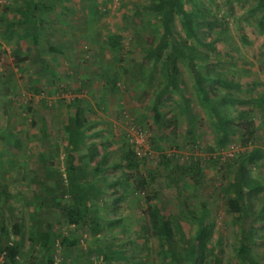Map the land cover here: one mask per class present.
Wrapping results in <instances>:
<instances>
[{
  "label": "rangeland",
  "instance_id": "1",
  "mask_svg": "<svg viewBox=\"0 0 264 264\" xmlns=\"http://www.w3.org/2000/svg\"><path fill=\"white\" fill-rule=\"evenodd\" d=\"M189 1L188 7L195 3L214 13L220 26L204 30L202 44L185 39L176 14L172 29L209 63L214 75L230 80V86L215 84L212 102L226 117L248 110L253 137L244 147L240 135L233 133L225 147H215L216 120L198 96L190 68L180 60L179 80L193 127H187L182 97L169 91L157 110L174 126L156 133L152 107L166 79L163 61L170 43L157 49L162 25L159 14L145 9L149 0L54 2L43 29L53 32V44L46 32L32 45L27 39L19 45L0 44V264L6 244L19 248L13 264H49L48 259L52 264H242L237 250L245 228L255 240L253 259L264 264V210L258 213L264 201V105L256 103L264 100V10L255 7L256 0ZM109 36L119 37L117 51L108 47ZM233 95L250 102L222 99ZM76 100L81 102L88 139L99 152L95 160L104 156L106 164H117L122 147L131 146L124 112L145 134L153 154L141 158L138 168L122 163L93 174L95 162L78 152L75 162L86 170L85 182L102 185L104 195L88 200L89 216L72 223L56 203H72L64 126ZM99 124L107 128L93 133ZM253 148L261 150V157L242 164V153ZM197 164L202 171L199 185L192 177ZM240 164L242 179L259 184L247 198L248 217L241 221L225 212L222 192ZM136 176L147 181L140 191H133ZM148 204L172 219L177 260L164 255L149 229ZM203 204L209 236L203 249L195 245L197 257L189 262L185 251L196 236V216ZM48 228L49 255L36 240V234ZM63 238L72 246L62 244ZM102 250L120 256L105 259Z\"/></svg>",
  "mask_w": 264,
  "mask_h": 264
},
{
  "label": "trees",
  "instance_id": "2",
  "mask_svg": "<svg viewBox=\"0 0 264 264\" xmlns=\"http://www.w3.org/2000/svg\"><path fill=\"white\" fill-rule=\"evenodd\" d=\"M36 1L37 2L34 5V12L30 14V12L28 13V9H26L22 13L26 17L24 21V25H26L25 30L26 32L33 30L36 33V40L34 38V41H37L38 37L46 36L44 34V32H46L48 36L47 42L49 44H53L54 42L51 40L53 38V32L51 30H47L48 28L43 32V29L46 27L44 24L46 21L44 17L54 9V2L60 0ZM189 2V0H149L148 4L145 6V9H149L150 11L160 15L162 37L160 45H158L157 49L160 50L161 47L165 46L167 42L170 43L169 50L163 61V66L166 71V79L165 82L159 87L155 103L152 107V110L154 111L153 124L155 127V131L159 134L162 129L174 126L173 122L168 119L166 120L164 116L157 110V106L160 102L161 96L169 91L177 92L182 97L184 103V113L187 120V127H189L190 131L192 130L194 117L191 112L190 105L185 97L182 83L179 80L177 61L180 60L190 68L197 94L201 98L202 102L208 105L211 113L216 120L218 132L214 141L215 147L219 149L223 148V146L225 147L227 138L230 134L232 135L233 133H238L240 135L242 139V145L245 147L249 139L253 137L255 131L254 122L252 120H249V111L242 110L232 118L226 117L212 102V97L216 93L215 84L217 83L224 86H230V80L226 81L222 79V76L219 74H217V76L214 75L213 72L209 69V63L199 57L194 49L190 48L189 46H185L183 44L184 40H180L179 36L172 29L171 18L173 14H176L179 17L181 27L184 31L185 39H192L198 44H202V32L204 30L211 32L215 27L220 26L218 18L214 13L210 11H203L202 9L198 8L195 3H191V6L188 7L187 4ZM255 7L264 10V0H256ZM34 16L35 19L37 16L38 20L40 21L34 22V20H27L33 19ZM119 41L120 39L118 36H109L107 38V45L111 50L117 51L119 48ZM61 44L63 48H66L65 43ZM191 55H194L196 58L193 59ZM203 67H208V71L203 72ZM222 99L227 101H235L238 103L250 102L246 99L237 98L234 95L230 96V98H227V96H223ZM256 103L258 105H264V100L258 99ZM73 108V114L67 118L66 124L64 126L68 150L66 182L69 188V194L72 197V203L68 206H64L61 203H56V205L60 210L67 213L72 223H79L81 219L83 220L89 216V207L87 205L88 200L93 199L94 201H97L104 195V193L102 191V185H96L93 182H85L84 175L86 173V170L83 168L80 169L75 167L74 157L71 153L86 149L89 155L90 162H95V167L93 168L92 172L93 174L100 173L103 171V169L108 170L119 167L122 163L124 167L127 168H138L141 158L136 155L131 146H123L120 153V159L117 164H106L104 156H101L98 160H95V157L99 152L95 148V144L93 142H86V120L83 116L81 102H79L78 100L73 105ZM261 155V150L257 148H253L248 152L244 151L242 153V156H244L242 164L247 161H254L261 157ZM242 164L239 165V171L235 175L232 184H229L222 190L225 197V212L232 216L238 217L240 221L241 218L248 217L247 198L249 194L257 191V189L259 188V184H255L253 180L242 179L240 175V171L243 170ZM201 175L202 171L197 164L195 170H193L192 176L194 178V184L199 185V182L201 181ZM136 179L137 180L134 184L135 186L133 188V191H140L147 185V181L141 176H136ZM263 210L264 201L258 213H262ZM146 212L149 217V229L151 230L153 236L159 239L162 250H164V255L166 257H172L171 259L173 260H177V246L175 242L174 231L172 230V219L170 220L169 218L161 215L160 209L156 208L154 205L148 204L146 207ZM207 214L208 209L203 204L200 214L196 216V220L198 223L196 236L192 244H190L185 251L184 257H186L189 262H193L197 257L195 245L197 244L200 249H203L208 240L209 228L206 225ZM95 223L98 225V222L95 221ZM13 228H15V231H17L19 230L20 225L15 224ZM49 229L50 228H48L46 232H39L38 234H36V236L38 235L36 240H40L43 242V247L45 248V252L48 255L51 254L49 245L51 240V236L49 233L51 232ZM249 229L245 228L241 230L237 254L242 259V264H257V262L251 255V245L255 240L251 237ZM61 243L64 245L67 243L68 247L72 246V242H67V240H65L64 238L62 239ZM15 245L6 244L4 246V249L2 251V253L4 254L3 264H13L16 260L15 258L19 253V248L17 247V245ZM101 254L104 255L105 259L110 258L111 255L120 256L118 252H111L108 250H102ZM48 262L49 264H52V261L50 259H48Z\"/></svg>",
  "mask_w": 264,
  "mask_h": 264
},
{
  "label": "crops",
  "instance_id": "3",
  "mask_svg": "<svg viewBox=\"0 0 264 264\" xmlns=\"http://www.w3.org/2000/svg\"><path fill=\"white\" fill-rule=\"evenodd\" d=\"M31 1L32 0H2L1 6H0V11H1L0 12V44L2 42L4 44H17V45H19L23 42V40L26 41V39H27L26 42L31 43V45L36 42V41H34V38L36 40V33L33 30L26 32V30H25L26 25H24V21H25L26 17H25V15L22 14L24 12V10H26V9H28V13L30 12V14L32 12H34V5L37 1L36 0H33L32 2ZM54 10L55 9H53L52 11H54ZM27 20L28 21L34 20V22L40 21V20H38L37 16H36V19L34 16L33 19H27ZM50 60L56 62L57 57L51 56ZM9 103H10V101H9ZM96 123H99V122H96ZM88 124H90V121L88 122ZM99 126H100V128L97 129L96 131H93V133H98L101 130L107 128L106 124H99ZM86 129H87V126L85 128L86 142L92 143V141H90L88 139ZM66 145H67V143H66ZM78 152L84 153L82 155H88V154H87L86 149L71 153L74 157L75 167L81 169L82 167L77 166L76 162H75L76 161L75 160L76 154ZM55 188H57V187H55ZM9 211H11V210H8V213H9ZM17 223H18V225H20L21 222L18 220ZM26 237L28 239V236H26Z\"/></svg>",
  "mask_w": 264,
  "mask_h": 264
},
{
  "label": "built area",
  "instance_id": "4",
  "mask_svg": "<svg viewBox=\"0 0 264 264\" xmlns=\"http://www.w3.org/2000/svg\"><path fill=\"white\" fill-rule=\"evenodd\" d=\"M124 119H125L126 129L129 134L128 135L129 142L131 143V146L133 147V150L136 153V155L140 158L152 157L153 152L150 146L147 144L145 134L139 128H136L137 126H135L132 120H127L129 119V117L125 114V112H124ZM144 145L146 146V148L144 147Z\"/></svg>",
  "mask_w": 264,
  "mask_h": 264
}]
</instances>
